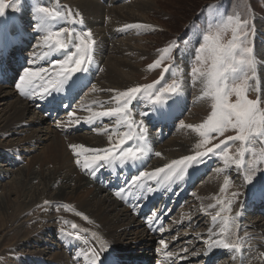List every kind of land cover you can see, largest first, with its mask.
<instances>
[{
	"label": "bare ground",
	"instance_id": "obj_1",
	"mask_svg": "<svg viewBox=\"0 0 264 264\" xmlns=\"http://www.w3.org/2000/svg\"><path fill=\"white\" fill-rule=\"evenodd\" d=\"M50 1L59 7L61 6L60 2L68 4L86 19L88 27L91 28L94 38L98 42L99 53L97 58L100 60L103 71L100 72L97 78H93V85L87 92L85 90L77 98L73 108L70 107L68 102L62 103L65 110L63 118L61 117L62 119L60 120H52L44 113L43 104L48 101L50 96H45L44 99H40L38 95L30 98L20 95L18 90L14 94L12 89L0 84V100L4 106L1 110L3 114L1 113L2 115L0 116V153L7 154L11 152L22 157L25 154H32L30 159H28L27 170H18V179L14 184L12 182L13 185H3L0 182V264H34V262L37 264H72V261L77 257H81L79 264H90L88 247L85 245L78 246L68 241L62 242L61 245H52V248L55 247L56 251H54L51 258L47 257L49 261L43 259V257L46 258V253L43 254L41 252L48 248L45 247L38 250L37 245L44 241L48 232H53L56 223L52 213L45 216L36 210L40 205L58 201L71 204L78 211L80 210L81 213H84L90 219L91 228L98 231V233L100 232L101 246L105 248V251H101L93 239L90 240L92 248H95L101 257L97 264L110 260H114L118 264H134V260H141L144 264H152L151 262L154 261L155 264H170L169 261L173 258V260H183L184 249H187L185 248L186 245L189 246L188 248H192L191 253L196 258H200V256L209 257L213 253L217 256L219 253L227 251L220 248H212L210 250L208 247L210 242L209 230L212 229L214 232H218L220 227L218 222L214 224L212 221L211 226H208L209 229L205 235L207 239L203 237L206 239V248L202 253L199 252L197 246H194L196 239L201 238L202 235L193 234L191 226H187L185 232L182 233L185 238L181 245L177 244L176 237L170 236L171 230L175 229L177 224L180 229L186 223L191 225L187 221H190V218L194 219L196 215L212 220V215L216 209L209 207V205L215 204L214 196L219 191L222 179L219 176L209 177L210 179H207L206 182L199 186L197 197L193 201L197 202V206H199H196L197 210H187L189 212V220L186 216L187 214L179 215L180 219L175 220L174 226L170 224V227H167L166 234L168 235H165L166 241L164 243L159 242L158 251H154L158 252L157 255H152L154 257L145 259L149 253L151 254L158 240H155L154 245H150L154 238L150 239L149 242L146 241L145 234H147V230L145 225L137 222V218L129 210L120 208L122 205L117 199L114 200L106 193H104V196L101 195V190L93 186L90 180L83 176L81 173L83 169L75 164L76 157L69 148L71 144H79L88 148L109 146V134L103 136L101 134L105 132V128H112V125L116 126L115 119L104 118L103 120H96L92 124H87L84 121L90 115V112L84 109L86 105H90L93 111L109 110L115 107V104L111 105V103H114L111 102L114 96V92L111 90L123 91L137 86L139 83L138 76H142V64H138L137 61L140 58L147 57V54H145L143 47L138 46L137 42L139 40L134 35L146 30L136 29L133 34L120 39L117 34L123 36L124 25L127 24L143 23L150 25L146 21L147 16L145 15H148L153 10L152 0L127 1L128 3H124L123 6L109 5V3H107L109 6H105L99 0ZM123 1L125 0L120 2ZM41 3L42 0H25L22 9L26 14H34V6ZM111 4H114L113 0H111ZM24 12L22 13L25 15ZM25 18L24 22L28 23L29 20ZM22 24L20 19L13 18V16L4 15L0 17V28L9 30L7 32L19 30L26 34L27 39H29L31 33L22 28ZM41 48L40 42L33 54L25 57L27 58L28 69H38L44 65L42 62L47 57H43L41 54L46 48ZM47 64H49V61ZM96 69L97 64L94 63L93 71ZM4 74L10 77V72H5ZM90 75H96V73L94 72ZM86 78H84L85 81L91 79V77L89 79ZM259 79L264 94V73L261 72L259 74ZM34 83L38 84L39 80ZM93 86L96 91H93ZM197 94L199 97L201 92ZM74 95L78 96L79 94L75 93ZM93 101L103 102L102 106L93 104ZM187 101L188 95L185 91L183 92V101L175 109L174 116L171 119L161 120L158 112H152L151 116H147L145 119H148V124L160 121L165 123V125H160V127H164L167 124L169 128H172L176 116L181 111L185 112L188 106ZM203 102L208 103L209 101L205 99ZM203 106L205 107L206 105ZM69 111L75 112V116L70 117L68 115ZM189 118L188 121H184L182 124L187 126L201 123L200 118H192V116ZM70 120H79L80 123H69ZM49 121L51 122L49 123ZM107 121L111 123L109 122L108 125L106 124ZM98 122H105L106 126L99 128V125H97L95 128ZM81 127L90 128L92 133H87L88 131L79 132ZM177 127L176 133H173L174 135H171L172 137L169 140L158 147L162 158L158 160L157 164L165 165L169 161L181 159L186 155L194 154L196 151L195 145L198 143V134L188 127L181 128V125ZM165 135L161 134L159 136L160 142L161 137H165ZM113 139L115 140L116 137L113 136ZM79 158L83 159L82 156ZM200 168L201 165H199L194 178L202 176L204 170ZM13 195L16 200H12ZM251 199L252 197L250 196L245 198L242 207L243 211L240 210V213L238 212L239 215H235L237 220L247 222L245 214L249 211L247 209L250 208L251 203L248 202ZM257 204L253 205V209L255 208L256 210ZM204 229L206 230L207 228ZM250 234L256 236L255 240L259 243H254L253 246L244 243L241 252L230 251L229 253L236 254L234 256L236 260L233 264H264V259L261 255L264 253V222L251 224ZM215 238L213 236L211 239ZM165 244L167 247H165ZM169 252L172 254L171 256L167 255ZM149 258H153V260ZM242 259H245V261L242 262ZM203 263L201 262L200 264Z\"/></svg>",
	"mask_w": 264,
	"mask_h": 264
},
{
	"label": "snow or ice",
	"instance_id": "obj_2",
	"mask_svg": "<svg viewBox=\"0 0 264 264\" xmlns=\"http://www.w3.org/2000/svg\"><path fill=\"white\" fill-rule=\"evenodd\" d=\"M19 2L20 0H16L12 6L13 11L18 10ZM6 7L8 5L5 0H0V17L5 15ZM206 11L210 14L214 11L215 14L211 15L207 28L199 37V43L193 47L188 77L193 87L197 83L202 85L198 99L210 101L211 111L198 125L181 124V128L188 127L198 134L200 140L195 145L196 151L192 155L172 160L164 167L151 172L140 170L130 178L128 185L130 188L134 186L138 192L154 193L156 189L153 186H146L147 184L157 182L164 187H170L177 181H184L194 176L199 165L205 163V158L215 157L222 160L226 168L234 166L237 173L243 169L245 183L252 184L249 188V196L264 201V188H257L252 179L257 168V153L254 146L257 143L264 144V107L261 106L262 101L259 96L256 99L249 98L250 91H258L255 87L256 57L249 40V21L242 19L239 15L225 14L222 17L218 8L215 10L208 8ZM33 12L34 26L41 37V46L48 50L43 57L55 55L57 58L49 60L48 67L25 69L23 74L19 75V82L15 85L19 94L30 98L38 95L40 99H44L45 96L56 99V94L64 91H67L69 96L78 94L88 86L84 77L90 72L96 44L92 31L82 27L83 18H78L79 14L74 15L70 9L58 10L36 4ZM57 21L64 26H58L55 23ZM74 25L81 27L77 28ZM124 29L156 31L154 26L143 23L127 24L124 25ZM229 31L232 37L225 43L223 37ZM13 46H15V38L7 30L0 28V54ZM179 47L180 42L164 47L160 50L159 58L149 66V70H155L161 68L165 61L169 62L163 67L159 80L123 91L111 90L114 92L112 99L115 107L109 110L93 111L90 105L85 106L84 110L90 112L85 123L92 124L96 120L114 118L116 127L111 131L105 128V131L109 132L108 147L88 148L79 144L69 145L76 157L74 162L77 166L93 177L96 172L106 167L119 165L139 168L141 166L145 157L152 153V149L146 142L144 120L136 119L137 116L147 117L150 113L139 111V109L151 105L154 112L159 113L161 120H167L174 116L175 109L183 101V73L181 66L173 63L175 59L173 52ZM173 68L176 73H180L179 77L172 73ZM98 70L103 71V69ZM165 73L169 74V80L157 88V84L164 80ZM37 80L39 83H34ZM93 91H96L94 86ZM233 97H235L234 101ZM169 100L172 101L171 104L168 103ZM92 103L102 106L103 102L93 101ZM68 115L73 117L75 112L69 111ZM69 123L79 124L80 121L70 120ZM228 131L235 134L209 147L214 138L222 137ZM113 136L116 137L115 140ZM237 142L235 155H231L233 146ZM82 154L83 162L79 158ZM246 154L250 155V161L245 160ZM154 155L162 154L156 152ZM229 184L230 180L225 179L221 192H224ZM116 195L120 197L121 192L118 191ZM241 195L240 192H233L231 200L227 201L217 198L216 204L221 206L212 215V221L214 224L218 222L220 227L218 232L209 230L210 250L220 248L232 252L242 251L244 241L236 238L235 218L230 215L232 204ZM216 204L209 207H216ZM72 227L75 229L76 225ZM65 235L77 241L82 239L78 233L67 232ZM213 236L216 238L211 239ZM161 243L164 242L161 241ZM165 247H167L166 244ZM167 255L172 254L169 252ZM261 255L264 256V253ZM88 257L90 264H97L101 259L95 248L89 250Z\"/></svg>",
	"mask_w": 264,
	"mask_h": 264
},
{
	"label": "rangeland",
	"instance_id": "obj_3",
	"mask_svg": "<svg viewBox=\"0 0 264 264\" xmlns=\"http://www.w3.org/2000/svg\"><path fill=\"white\" fill-rule=\"evenodd\" d=\"M127 1H132V0H125L124 2H121V3L119 2L120 4L118 2H115L114 4H110V5L123 6L124 3L125 4L128 3ZM5 2L8 5V7H6V9H5V15L13 16V18H16L18 20L20 19V21L24 25L27 24V22H24L25 21L24 17L29 16L30 19H28V20L31 23V19H33L34 14L33 13H31V14L27 13L26 14L22 9L25 0H20L19 4L17 5L18 10H16V11H13V7H12L15 4L16 0H5ZM152 2H153V10L151 11V13H148V15L146 14L145 16H147L146 21H148V23L150 25H153L155 27L156 31H145V32L141 31V32H138L134 35L135 38L139 40V42H137L139 44L138 46L141 48L143 47L144 51L146 52L145 54H147V57L140 58L137 61L138 64H142L141 65L142 76L141 75L138 76L139 77L138 78L139 83L137 84V86L152 84L155 81L160 79V77L162 75L163 67L167 66V64L169 62L165 61V63L161 66V68H157L155 70H149V66L157 58H159V55L161 54L160 50H162L164 47L168 46L171 43L180 42V47L176 51L173 52V56L175 57L173 63L181 66V71L183 73L182 78L184 80V91L183 92H185V91L187 92V95H188L187 104L189 106V109L187 106V108L185 110V112L186 111L187 112L184 115H182L183 117H181L178 120L177 125H176V122L174 121L172 128H169L166 124V126H164L166 128L165 130L159 131L158 133H155V132L153 133L154 139L158 140V142L154 141V146H155L156 152L160 153L158 147H160V145H162L165 141L169 140L176 133L175 131L178 128L177 126H180L184 121L185 122L188 121L190 119L189 118L190 116H192V118L193 117L200 118L201 122H203L207 118V116L210 114V111H211L210 101L208 103H206V102H203V100L198 99L197 93L201 92L200 89H202V85L197 83L193 87L189 83V77H188L189 62H190V58L193 55V47L199 43V37H200L202 31L207 28V25L211 19V15L215 14L214 11L212 14H210L208 11H206V9H208V8H211L213 10L218 8L219 13L221 14L222 17L225 14L239 15L242 19H246L249 21V30H250L249 40L251 41V46L253 48V54L256 57L255 87L258 89V91H250L249 92V98L256 99L259 96V98L262 101L261 106L264 107V94H263V90H262V84L260 83L261 81L259 79V74L261 72L264 73V53H263L264 52V0H152ZM40 5L41 6H47V7L53 8V9H58V10L70 9L74 15L79 14L74 9V7L72 8L68 4H67L68 5L67 6L64 2L63 3L60 2L61 6L59 7L55 4H53L50 0H42V3ZM22 12H24L26 16ZM80 17L83 18V23L88 27V22L86 21V19L79 14L78 18H80ZM33 22L35 23V20ZM56 24H57V22H56ZM58 26H64V25L59 24ZM74 26H76L77 28L81 27L80 25H74ZM82 27H85V26L82 25ZM24 29L26 30V28H24ZM89 29L91 30V28H89ZM29 32L31 33V30ZM35 32L37 33V30H35ZM134 32H136V29H127V30L125 29V31H123L124 34L122 33L123 36H121V34H117V36L119 39L120 38H126L127 36H129L130 34H133ZM92 34H93V32H92ZM231 37H232V33L230 31L227 32L225 34V36L223 37L224 42L227 43L229 40H231ZM93 38H94V35H93ZM94 40L96 41L95 46H97L98 42L95 38H94ZM112 40H114V39H112ZM40 42H41V37L39 35L38 38L36 39L35 43L29 47V52H31V53H26L28 56H24V57L31 56L33 54V52L35 51L36 46ZM97 48H98V46H97ZM45 52H46V49L43 50L41 55H43ZM54 59H56L55 55L47 57L42 62L44 64L43 66L48 67L49 64H47V62L49 60H54ZM94 63L97 64V69L95 71H93V64ZM94 63H92V65L90 66V74H92L94 72L96 73L97 71H99L98 69H102L101 64H99L97 61H95ZM171 71L174 75H176L178 77L180 76V73H176L174 68ZM100 72H99V74H100ZM98 75H89V76H85V77H87L86 79H89V77H91V76H92V78H97ZM163 75H164V80H161L160 84H157V88H159L162 84H164L165 81L169 80V74L165 73ZM92 85H93V83H92ZM92 85H90V87H88V89H86V92L91 88ZM197 85H198V87H197ZM13 87L16 89V91L13 90V92L15 94L16 92H18L17 91L18 89L16 88V86H13ZM13 87H11V88L13 89ZM234 100H235V97H233V101ZM111 102H114V101L111 100ZM169 102H172V101L169 100ZM2 103L3 102L0 100V116L3 114V112L1 110L4 108ZM112 104H115V102L111 103V105ZM203 105H206V106L204 107ZM32 106L34 107V105H32ZM200 106H203V107H200ZM139 110L149 112L150 115L148 117H150L151 113L154 112L153 106H151V105L143 107ZM62 118L60 117L58 120H60ZM141 119L144 120L145 117L144 118L141 117ZM146 120H148V119H146ZM50 122L51 121H49V123ZM109 122L110 121H107L106 124L109 125ZM115 127L116 126L112 125V128H108V130L111 131ZM81 132L92 133V132H89V130H84ZM166 132L167 133L170 132L171 133L170 135H172V136L171 137L169 136L170 138H168V139L165 138V141L163 143H161L159 136H161V134H167ZM108 134H109V132L105 131L104 133L101 134V136L108 135ZM234 134H235L234 132L228 131L224 134V136L214 138L212 140V143L209 145V147L220 143L221 140H224L228 136H231ZM197 140L199 143L200 138L198 135H197ZM229 143H231V142H229ZM237 146H238V142L236 145L233 146V151H232V153H230L231 155H235V147H237ZM254 147H255V150L257 153V168H256V172L252 176L253 184H255L257 188H263L264 187V144L257 143ZM32 148H35V147H32ZM217 151H219V150H217ZM190 155H192V154H190ZM31 156H32V154H29V155L25 154L22 157V156H18L15 153H11V152H9L7 154H2V152H1L0 153V182H1V184L13 185L15 183V181L18 179V172H19L18 170L19 169L27 170L28 165H29L28 159H30ZM81 156L84 159V155H81ZM161 156H157L152 161L151 168H149V170H148L149 172L167 165V164H165V165L157 164V162H159L158 160L162 158ZM210 157H211V154H210ZM83 159L81 160L82 162H83ZM155 160H157V161H155ZM245 160L250 161L251 160L250 155L246 154ZM210 161L212 164L210 167H208L207 173L204 175V177L201 179V181L197 184L191 200L189 201L188 205L186 207H184L183 211L181 213H179V215L184 214V213L187 214L186 216H187L188 220L190 218V217H188V215H189L188 211L190 209L195 210L196 206H197V202H193L194 199L197 197V189L199 188V186H201V184L206 182L207 179H210L209 177H214V176L218 177L219 176V178H222L221 184L219 186V191H218L217 195L214 196L215 197L214 198L215 204H216L217 198H219L223 201H227V200H231V198H232L231 194L233 192L242 193V195L232 204V210H231L230 215L233 218H235V215H237L238 212L240 213V210L243 211L242 207L244 204V200L249 194V188L252 187V184H246L245 183L243 169L239 173H237L234 166L230 167V168H226L225 165L223 164L222 160H219L215 157L205 158L206 164H208ZM170 162L171 161H169L168 163H170ZM205 163H203V164H205ZM204 167H205V165L203 167H201L200 169H203ZM84 171L85 170L81 171L83 176L85 178L89 179L90 182L93 184L89 175L86 176L83 173ZM190 171L191 170H189V172ZM15 175H16V177H15ZM225 179H229L230 184H229L228 188L225 189L224 192H221V189L224 186ZM12 182H13V184H12ZM93 186H95V185L93 184ZM97 189H99V188H97ZM99 190H101V189H99ZM104 193L110 195L108 192L101 190V195L104 196L105 195ZM15 198L16 197L13 195L12 200H16ZM114 200H116V199H114ZM251 201H252V199L248 202V203H251L250 208L255 206L258 199H254L253 200L254 202L253 201L251 202ZM61 202L62 201H58V202L51 203V204L47 203L45 205L44 204L40 205L36 211L40 212L41 215H45V216L52 213L54 215V220H55L56 224H57V220H58V222L60 220L67 222L68 220L66 218L73 219L74 221H70V222H73L74 225L76 224L77 225L76 228L85 229L86 231H89V232H92V234H95V235H93V238L95 236H97L98 241H99L97 243V246L99 247V249H101V251H105V248L104 247L102 248V246H101L102 242H101V236L99 234L100 232L98 233V231H95L94 229L91 228L90 219L88 218L87 220H85L83 217H87V216L84 213H81L80 210L78 211V209L73 207V205L68 204V203L66 204V202H62V203ZM194 204H195V207H194ZM67 206H69L70 208L73 207V209H68ZM220 206L221 205L216 204V207H212V208H215L216 211H218ZM197 207H199V206H197ZM120 208H123V207L120 206ZM249 209H247V210H249ZM253 210H255V208ZM256 211H257V209H256ZM75 212L82 214L83 217L77 218V215L74 214ZM179 215L177 216V220L180 219ZM222 215H224V214L222 213ZM253 215L254 216L251 219L247 218V222H244V221L241 222L240 220H237L235 218L234 231L236 233V238L240 239V237H239L240 231H239L238 226H240L241 230L243 228L247 229V227H249L250 230H249L248 234H250L251 233V224H253L254 222H257V223L258 222H264V216L263 215H260V214H258V215L253 214ZM245 216H247V215L245 214ZM249 220H250V222H249ZM174 221L175 220H172L171 226H174V223H175ZM187 222L191 223V225H187V223H186L185 226L182 229H180L178 227V224H177V226H175V229L171 230L172 233L170 235L172 237H176L175 239H176L177 244L181 245L182 242L184 241V238H185L184 234H182V233L185 232V230H186L185 228L187 226H191L193 234L195 233V235H197V236L202 235L201 238L199 237L200 239L195 238L196 241L194 240L195 241L194 246H197V248L199 249V252L202 253L203 251H205V248H206L205 241H206L207 237L205 235H206L209 227L212 224V220L210 218H207V217L204 218L203 216L199 217L198 215H196L194 219L190 218V221H187ZM239 222H241L245 226L239 225ZM67 223H69V222H67ZM60 224H64V223L60 222ZM60 224L58 223V225H60ZM180 227H182V226H180ZM76 228L74 229V231L70 230L69 232L76 233L77 232ZM204 228H207V229L205 230ZM59 230H60V226H56L54 228L53 232L52 233L48 232L47 236H45V238H44V241H42V243L40 245H37L38 250L44 249L45 247L48 248L47 250L45 249V251H41L43 254L46 253V256H45L46 258L43 257V259L46 261H49V259H47V257L51 258L54 251H56L54 249L55 247L52 248V245H55V246H57L58 244L61 245V243L64 241L72 242L78 246L81 245V244L77 243L74 238H70L67 235L60 238V239H59V237L56 238L57 237L56 231H59ZM245 234H247V232L244 233V235ZM166 235H168V234H166ZM251 236H252V238H254L253 240H255L256 236H253L252 234H251ZM203 237H205L206 239ZM145 238H146V241H148V242L150 241V239H153V238H150L147 234H145ZM90 240H92L91 237H90V239H88L87 245H85L86 247H88V251L90 249H92V246L90 244ZM157 240H158V242L155 245V248L151 251V254L149 253V255H147V257H145V259H147L148 257H154L152 255H157L158 252H154V251L155 250L158 251L157 247L159 246V242H161V241L165 242L166 241L165 239H160V238ZM243 241L246 245L253 246V244H251V242L248 243V240H243ZM95 242H97V241H95ZM185 243L187 244V242H185ZM188 247L189 246L186 245L185 248H187V249H184V252H183L185 259L183 258V260H179V259L173 260L174 259L173 258L171 260L173 262L169 261V263L170 264H191V263L192 264H200L201 262L202 263L205 262L204 261L205 258H203V256H200V258L194 257L193 253H191L192 248H188ZM34 249H36V247H34ZM27 250H29V249H27ZM227 251H225V252H227V253L230 252L229 250H227ZM219 252H221V251H219ZM227 253H224V256L222 257V261L219 262V264H233L235 262L236 258L235 257L233 258L232 255H229V254H233V253H229V254H227ZM210 255L211 256L213 255V257H214L216 254L213 253ZM224 257H227V259H224ZM149 259L153 260V258H149ZM191 260L193 262H189ZM80 261H81V257H77L72 261V264H77V263L79 264ZM151 263L155 264V261L151 262ZM263 263H264V261H263ZM34 264H37V263L34 262Z\"/></svg>",
	"mask_w": 264,
	"mask_h": 264
}]
</instances>
